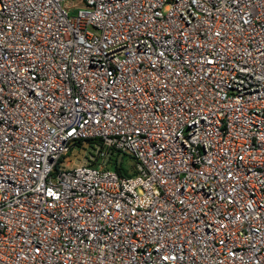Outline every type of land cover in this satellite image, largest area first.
<instances>
[{
    "label": "built area",
    "instance_id": "2783aa9c",
    "mask_svg": "<svg viewBox=\"0 0 264 264\" xmlns=\"http://www.w3.org/2000/svg\"><path fill=\"white\" fill-rule=\"evenodd\" d=\"M0 264H264V0H0Z\"/></svg>",
    "mask_w": 264,
    "mask_h": 264
},
{
    "label": "rangeland",
    "instance_id": "374dc122",
    "mask_svg": "<svg viewBox=\"0 0 264 264\" xmlns=\"http://www.w3.org/2000/svg\"><path fill=\"white\" fill-rule=\"evenodd\" d=\"M84 147L81 146H76L73 149H71V151L69 152V154L64 157L61 162H60V167L61 168H71L74 165L78 164L80 165L84 160ZM125 159V165L127 168H129L130 170L134 169L135 167V161L134 159H132L131 157H129L128 155H124L122 157V160ZM112 169V168H110Z\"/></svg>",
    "mask_w": 264,
    "mask_h": 264
},
{
    "label": "trees",
    "instance_id": "16d2710c",
    "mask_svg": "<svg viewBox=\"0 0 264 264\" xmlns=\"http://www.w3.org/2000/svg\"><path fill=\"white\" fill-rule=\"evenodd\" d=\"M125 162V159H123L119 165H117L116 162L113 163L112 169L118 172L121 176L131 175L132 173H129L130 169L126 167Z\"/></svg>",
    "mask_w": 264,
    "mask_h": 264
}]
</instances>
